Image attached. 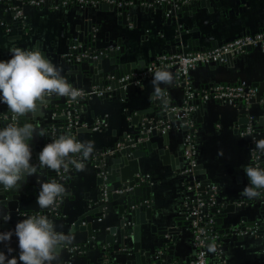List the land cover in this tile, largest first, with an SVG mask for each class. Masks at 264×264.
Masks as SVG:
<instances>
[{
	"label": "water",
	"instance_id": "obj_1",
	"mask_svg": "<svg viewBox=\"0 0 264 264\" xmlns=\"http://www.w3.org/2000/svg\"><path fill=\"white\" fill-rule=\"evenodd\" d=\"M211 6V0H201L178 10L167 8L171 15L166 20V24L174 30V35L170 40H164L166 48H163L162 51L169 50L172 52L180 47L182 49L179 51L183 54L191 51H202L229 42L240 35L254 34L264 28V26H259L254 30L240 29L239 32L232 34L224 41H210L209 44H205V39L203 40L202 35L195 27L194 14L202 9L211 12ZM135 11H137L136 7L122 11L106 5H102L96 10L79 11L76 16L78 20H76L73 30L70 31L65 40L67 47L71 44L81 45L80 48L72 51V58L69 61L62 58L68 48L64 52L57 49L43 52L54 64L61 67L62 74L75 88L88 91L87 84L100 88L105 85L111 86L113 100L108 108L117 113V117L114 116L115 119L110 122L111 128L114 129L111 137L105 138L104 142L102 135L96 137L101 149L98 147L100 150L93 156L94 168L91 171L92 186L90 191L81 196L79 180L71 178L63 184L66 192L60 198L57 211L50 213V208L40 210L36 205V197L39 191L37 184L45 179V176L43 177L41 173L44 172V169H42L22 181L18 190L0 188V205L13 203V212L19 220L20 212L34 214L37 210L43 211L53 220L57 230L64 233H74L73 242H78L87 235L91 246L93 244L91 239L93 230L89 226L81 227L80 225L81 222L91 217L99 218L102 216L104 204L102 203L101 188L105 187L108 193L106 205L108 210L104 220L113 226L105 233L102 228H99L97 230L98 240L104 238L105 242L111 245H113V242H118L123 250L119 256L122 257L124 264H151L150 257L154 256L156 251L160 249L164 239L168 237L172 243H176L181 229L188 228L191 218L188 219L187 213L182 210L171 215H160L161 212L156 210L154 204L156 201L152 195V185L148 181H141L148 174V171L144 169V165L150 162V158H148L150 155H157L164 165L170 164L179 172V167L182 165H179L177 157L180 156V153L170 156L166 147L172 132L179 130L184 137L188 133L186 124L189 121L200 123V116H202L203 111L199 108L188 119H182L179 123L173 125L169 132L162 135L155 129V124L161 120L174 119L165 110L179 105V103L160 99L153 95L150 102H146L144 105L139 104L136 106L130 103L126 106L122 100L128 101L126 97L129 96L131 87L124 83L119 84L117 81L107 80L108 76H115L117 80L123 74L142 71L148 61L138 58L137 63L133 62L131 59L133 51H126L122 45V41L125 39L122 27L129 25L127 18L135 14ZM147 11V9H143L142 12ZM240 13L242 14L244 11L240 10ZM95 26L99 29L97 32L92 30ZM35 47L39 48V44L36 43ZM95 50L103 52V56L97 61L91 59V53ZM256 50L260 51L261 47ZM247 51L251 52L252 49L248 48ZM81 53L89 55L77 61L76 56ZM229 62L232 63L231 58H229ZM219 66L223 67V65H210L205 66L204 69L211 68V70H214L215 67ZM258 90L260 95L264 91V89ZM63 98L68 99L67 97H53L45 106L47 108L43 110V115L35 118L39 121L37 124L38 130L43 129L46 124L51 122V113L55 103L59 105V111L64 109L65 105L61 104ZM77 99L75 98V101ZM107 111L108 109H101L102 114L107 113ZM232 111L237 116L236 122L242 126H245L248 117L252 118L256 125V141L264 140V130L262 128L264 127V107H259L257 104H252L250 107L238 105L233 107ZM25 119L33 121V118L29 116L20 118L19 123H23ZM60 119V117L54 118L53 123H57ZM14 123H18L17 117L7 109L6 105H1L0 127ZM56 123L54 124L55 127L57 126ZM39 136H34L33 140L42 139ZM33 140L30 142L32 151L35 153L32 162L38 164L37 154L41 146L36 148ZM118 144L122 145L120 149L117 147ZM106 150H111L113 153L101 157L100 154ZM258 157L257 167H264V154L258 152ZM248 165L254 166L250 160ZM101 173L102 175H100ZM196 173L204 186L212 183L211 174L207 173L202 164L199 163ZM47 174H51L52 178L50 180L57 181L56 170L48 171ZM241 178L248 184V178L244 173H241ZM119 189H128L129 191L115 194L114 192ZM203 190L204 188L201 187L200 191ZM262 190H259L260 194L257 197L252 198V201L256 200L255 209L258 210L257 212H253L251 208H244V203H247V200L236 205L233 200H229L227 195L219 191L218 204L221 210L216 215L215 225L221 244H240L245 238L239 236L238 232L251 228L255 224L256 219L249 217L250 215L256 214L257 219H264ZM143 202L151 203L152 206L145 207ZM215 212L216 210L213 209L212 213L215 214ZM54 213H56V216H54ZM240 223H243V225ZM224 236L225 239H223ZM150 237L157 238L155 244L149 241ZM223 251L226 252L227 249L223 248ZM174 252L175 247L170 246L167 255L174 256ZM166 256H162L161 259H166Z\"/></svg>",
	"mask_w": 264,
	"mask_h": 264
},
{
	"label": "built area",
	"instance_id": "obj_2",
	"mask_svg": "<svg viewBox=\"0 0 264 264\" xmlns=\"http://www.w3.org/2000/svg\"><path fill=\"white\" fill-rule=\"evenodd\" d=\"M201 0H0V9L4 13L8 14L9 17L16 23L17 21H23L27 17L29 9H35L43 11L44 9L50 10L53 12H63L66 8L70 6H75L78 11H85L94 9L102 5L112 6L115 10H126L137 8L135 13H148L150 9L157 8L163 12L162 19L164 22L170 18L171 12L167 8H173L178 10L184 7H188L195 3H198ZM140 9H147V12H142ZM134 15H131L130 18H127V22L130 24V19ZM136 17V16H134ZM136 18L132 19V23ZM136 21L133 23L135 24ZM0 27L6 32H10L8 23L4 20H0ZM92 30L97 32L99 29L97 26L93 27ZM80 44H71L68 47L67 52L62 56L63 59L69 61L72 58V51L80 48ZM258 47L264 48V28L256 31L254 34H244L240 35L237 38L219 44L212 48H207L202 51H191L186 54L179 51L182 49L180 47L178 50L174 51H157L150 61H147L144 69L142 71H133L127 74H123L116 80L115 76H108L107 80L114 82L117 81L119 84H127L131 88L138 87L140 84L152 77H155L156 73L170 69L174 71V81L175 83L182 88L183 96L181 103L176 106L169 107L165 110L168 115H172L174 119H166L158 121L155 124V129L162 135L166 134L172 129L173 125L179 123L182 119H188L193 113L198 109L197 106L207 102H220L227 104L229 106L235 107L238 105H243L250 107L252 104H257L258 106L264 107V91L260 95V92L257 88L252 87L246 81H239L237 83H217L215 85H207L210 87L208 91L203 93L199 92L197 88L194 87L192 82V73L199 66H210V65H229V58L236 57L245 51L248 48L257 49ZM89 54L81 53L76 56L77 61L83 57H87ZM103 52L94 51L91 53V59L97 61ZM229 63V64H228ZM88 85V91H85L82 88H77L80 90V95L76 98L77 101L70 98L64 99L61 101V104H64L65 107L62 111H59V105L54 104L52 109V120L49 124H46L43 128L44 134L40 135L42 139L33 140L34 146H41V148L54 140L57 136L61 134H68L74 136L76 139L82 140V134H88L89 141L94 143V151L90 156L84 160L83 170H77L74 166L70 165L67 171L61 169L56 170L55 176L57 177V182L62 185L66 183L67 180L71 178L77 179L80 181L82 177L85 176L86 171L89 172L90 177L92 178L91 171L94 168L93 166V156L98 150H100V143L96 140L98 135L103 136V142L105 138L111 137L114 129L110 126V117H117V113H100L97 112V115H94L88 108L96 104L100 109H107L106 107L112 102L113 97L111 96L112 89L111 86L105 85L101 88L98 86ZM206 87V88H207ZM168 90H165V93L153 94L157 98H162L165 100L171 101L168 96ZM198 103V104H197ZM3 104H0V106ZM105 105V106H103ZM109 107V106H108ZM47 107H44V110ZM60 117L61 119L57 121V126L55 127L54 118ZM193 121H189L186 126L188 128V133L183 137V145L180 153L181 164L179 167L180 181H182V194H181V206L179 210L186 212V216L191 218L188 228H182L179 233V238L181 237L183 230L185 229L190 234V247L192 257L187 259L185 263L178 261L175 256H169L168 249L163 251L160 247L156 251L154 256H151V264H174L173 259H176L177 264H211L208 261V244H214L216 251L214 255L217 258V264H227L228 261L225 258L223 253V248L220 246L221 243L219 240L212 242V237L210 236V231L213 228L216 230L215 218L216 215L220 212L221 207L218 204V187L213 183L208 185H203L202 180L196 173V169L199 165L198 152H197V143L195 140V135L192 129ZM253 119L248 117L247 123L245 126L238 124L234 129L242 137H250L249 142V156L250 162L254 166H258V152L256 149V138L255 130L253 129ZM256 126V125H255ZM84 130V131H83ZM82 131V132H81ZM121 144H118V149L121 148ZM98 147L100 149H98ZM40 151V150H39ZM113 152L111 150H106L100 154L101 157L111 155ZM35 153H33V156ZM90 170V171H89ZM51 169L44 168L42 176H45L43 181H49L52 178L51 174H47ZM102 175V173L100 174ZM186 178L191 181V186L184 190L183 179ZM142 182L148 181L151 183V180L148 178V174L141 179ZM42 182V181H41ZM41 182H38L37 188H40ZM203 187L204 190L200 191V188ZM128 189L123 190L119 189L115 191V194H122ZM89 192V191H88ZM85 192V193H88ZM102 192V203L104 207L102 209V216L91 217L88 220L81 222V227L89 226L93 231L91 239L93 244L89 245V236H84V238L78 242H72L71 245L66 246L62 249L63 260L58 261L57 264H100L102 261L107 262L108 258L105 255L104 251H111V257L115 264H124L120 253L123 250L120 248L118 242H113V245L105 242V239L98 240L97 230L102 228L104 233L105 231L110 230L112 224L105 222L104 218L107 213V191L105 187L101 188ZM186 194V195H185ZM264 197V189L262 190ZM60 204V198L57 200L55 207H50L51 212H56ZM264 204V202H263ZM145 207L152 206L151 203L143 202ZM207 209V211H205ZM215 209V214L212 213V210ZM37 210L34 214L39 213ZM31 213L20 212V219L25 218ZM56 216V213H54ZM59 231V230H57ZM239 236L244 238L246 237H258L261 240V251L260 257L264 264V219H256L255 224L251 228H246L244 231L238 232ZM216 240V239H215ZM167 241V242H166ZM163 242L171 243L170 238H165ZM220 244V245H219ZM101 247V248H99ZM94 255V257H92ZM167 255V256H166ZM166 256V259L162 260L161 257ZM93 258V259H92Z\"/></svg>",
	"mask_w": 264,
	"mask_h": 264
},
{
	"label": "crops",
	"instance_id": "obj_3",
	"mask_svg": "<svg viewBox=\"0 0 264 264\" xmlns=\"http://www.w3.org/2000/svg\"><path fill=\"white\" fill-rule=\"evenodd\" d=\"M211 5V12L202 9L194 14L195 27L203 40L205 39V44H209L210 41H224L240 29L254 30L259 26H264V0H211ZM240 10L244 13L239 14ZM78 12L73 7H68L63 12L29 9L25 20L15 23L0 9V20L8 23L11 30L8 33L0 27V59L9 58L12 48L30 49L35 47L36 43L39 44L42 52L51 49L64 52L68 48L65 42L66 37L78 20L76 19ZM162 14L163 12L157 8L150 9L147 14L135 13L133 15L136 17L133 16V18H136V25H133L132 18L128 26L122 27L125 34L122 45L126 51H133L131 57L133 62L137 63L138 58L150 61L153 54L166 48L164 40L167 41L173 37L174 30L164 22ZM204 68L203 66L197 67L191 76L194 87L201 93L210 89L207 85L239 81H246L252 87L264 89V48L260 51L256 49H252L251 52L245 51L233 57L229 65L215 67L214 70ZM164 72L171 75V82L157 81L154 84L155 77H152L143 81L140 86L133 87L129 96L126 97L128 101L122 100V102L126 106L130 103L136 106L144 105L150 102L153 94L161 95L168 90V96L172 102L181 103L183 91L174 81V71L166 69ZM106 108L109 113L110 109ZM199 108L203 111L200 116L201 122L191 123L197 143L199 163L207 173L211 174L212 183L222 194L227 195L229 200H233L236 205L247 200L244 208H251L253 212H257L256 200L252 201L242 194L247 184L241 178V173H244L243 166L248 165L250 160V137H242L235 131L234 128L238 123L232 106L216 101L200 104L197 106V109ZM88 110L94 115H97V112L101 113L100 107L96 104L91 105ZM113 119L115 117L111 116L110 122ZM262 128L264 130V127ZM89 137L88 134H82L83 141H89ZM182 145L183 135L176 130L172 132L166 149L170 156H175L181 153ZM148 158L150 162L144 165V169L148 171V178L152 183L156 210L161 212V216L178 212L182 194L180 174L170 164L164 165L157 155H150ZM177 159L180 165L181 157ZM79 182L81 196H83L85 192L90 191L92 186V178L88 171ZM0 211L11 215V219L6 223L0 222V231L12 228L19 220L13 212V203L0 205ZM249 217L258 218L256 214ZM240 224L243 225V223ZM155 240H157L156 237L149 238L152 244L156 243ZM189 241L190 234L184 229L181 237H178L176 243L171 245L175 247L174 256L178 261L185 263L187 259H191ZM10 246L15 248V238ZM220 246L227 249L226 252L223 251L228 261L227 264H263L260 257L261 240L258 237H246L240 244L229 243ZM0 250L6 249L0 245ZM12 255H16V252ZM62 260L63 253L61 252L59 261Z\"/></svg>",
	"mask_w": 264,
	"mask_h": 264
},
{
	"label": "clouds",
	"instance_id": "obj_4",
	"mask_svg": "<svg viewBox=\"0 0 264 264\" xmlns=\"http://www.w3.org/2000/svg\"><path fill=\"white\" fill-rule=\"evenodd\" d=\"M157 81L171 82V75L156 73ZM80 90L75 88L54 64L36 47L12 48L7 59H0V104L17 117L18 123L0 127V188L18 190L21 182L38 171L47 168L65 170L74 166L83 170L84 160L94 151L92 141H80L72 135L61 134L45 144L37 154L38 164L32 162L31 141L34 136L43 135L37 128V116L43 115L44 107L53 97H67L75 100ZM32 117L33 121L22 117ZM257 152L264 154V140L256 144ZM243 171L248 184L242 194L255 198L264 189V167L245 165ZM66 189L56 180L42 181L36 197L38 209L55 207ZM11 219L10 213L0 211V222ZM15 238V248L11 242ZM74 233L57 231L53 220L43 211L18 220L15 225L0 231V264H57L64 247L72 244ZM207 250L215 252L214 244ZM16 252V255H12Z\"/></svg>",
	"mask_w": 264,
	"mask_h": 264
},
{
	"label": "trees",
	"instance_id": "obj_5",
	"mask_svg": "<svg viewBox=\"0 0 264 264\" xmlns=\"http://www.w3.org/2000/svg\"><path fill=\"white\" fill-rule=\"evenodd\" d=\"M76 8L75 6H70V8ZM110 105V104H109ZM108 105V106H109ZM103 106H105V105H103ZM107 106V107H108ZM253 129L255 130V125H253ZM183 179V184H184V190L186 189V188H188V187H190L191 186V181L189 180V179H186V178H182ZM186 195V194H185ZM210 233V236L212 237V242H215L216 243V241L217 240H219V236L217 235V232H216V230L213 228V230L212 231H210L209 232ZM216 239V240H215ZM169 246H171V243H166V242H163V244H162V246H161V249L163 250V251H165L166 249H167V247H169ZM99 248H101V247H99ZM105 252V255L107 256V258H108V261L107 262H104V261H102L100 264H115L114 262H113V259H112V257H111V251L110 252H108V251H104ZM208 253H209V256H208V261L211 263V264H217V258H216V256L214 255V252H209L208 251ZM173 263L174 264H177V261H176V259H173Z\"/></svg>",
	"mask_w": 264,
	"mask_h": 264
},
{
	"label": "rangeland",
	"instance_id": "obj_6",
	"mask_svg": "<svg viewBox=\"0 0 264 264\" xmlns=\"http://www.w3.org/2000/svg\"><path fill=\"white\" fill-rule=\"evenodd\" d=\"M132 89V88H131ZM218 193H219V191H218Z\"/></svg>",
	"mask_w": 264,
	"mask_h": 264
}]
</instances>
